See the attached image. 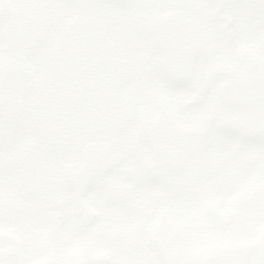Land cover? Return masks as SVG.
<instances>
[{
	"label": "snow or ice",
	"instance_id": "1",
	"mask_svg": "<svg viewBox=\"0 0 264 264\" xmlns=\"http://www.w3.org/2000/svg\"><path fill=\"white\" fill-rule=\"evenodd\" d=\"M0 264H264V0H0Z\"/></svg>",
	"mask_w": 264,
	"mask_h": 264
}]
</instances>
